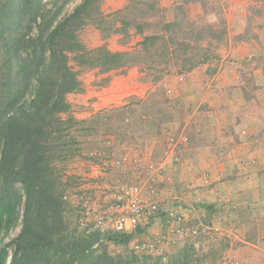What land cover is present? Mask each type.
I'll return each mask as SVG.
<instances>
[{
    "label": "rangeland",
    "instance_id": "374dc122",
    "mask_svg": "<svg viewBox=\"0 0 264 264\" xmlns=\"http://www.w3.org/2000/svg\"><path fill=\"white\" fill-rule=\"evenodd\" d=\"M80 1L71 0L64 11H71ZM97 6L98 12H92L86 24L78 29V39L87 49L103 45L111 51L134 52L135 62L124 70L102 72L97 67L78 66L70 58L69 63L78 70L82 89L66 94L70 108L60 114L62 119L72 116L77 122L63 133L69 145L63 146L59 157L51 163L57 191L65 193L80 186L83 176H98L94 182L98 186L105 184L107 175L110 179L113 175L130 179L134 166L128 160L121 169L112 168L106 174L104 156L109 151L116 155L117 149L123 148L132 162L136 153L143 159L149 157L159 162L165 157L164 151L171 149L168 144L173 139L171 142L176 144L166 157L160 182L168 193L182 195L184 202L187 193L194 194V189L198 188L195 186L201 187L213 180L202 163L189 166L187 159L188 163L179 165L181 161L174 160L175 156L181 160L188 155L189 148L198 140L194 133L195 120L188 118V113L200 112L201 118L195 123L209 125L212 121L206 114L210 107L200 98H219L222 107L232 115L240 110L236 98L253 97L264 102V0H97ZM169 22L176 25L166 29L164 24ZM137 24H141L142 31L137 30ZM155 34L163 38L143 48V37ZM203 54L208 56L204 63L186 70V58L197 60ZM7 66L5 58L1 57L0 98L9 89L20 88L22 83L14 77L15 64L11 63V69ZM226 98H231L233 103L226 105ZM257 105L253 103V108L248 110L260 112ZM262 107L264 112V104ZM185 136L187 139L183 140ZM105 143L113 144L114 149L108 150ZM258 154L264 160V149ZM246 158L253 163L246 174H254L255 170L264 172V168L254 164L256 156L248 154ZM182 172L183 175L189 173L179 177ZM103 174L106 176L100 179ZM181 179L185 180V185L179 192L175 181ZM190 203L188 208L195 207V210L194 214L189 213L186 224L198 226L200 233L187 237L183 244L162 248L163 260L191 246L193 257L198 258L197 264H229V243L236 247L239 238L264 243V239H256L253 229L243 233L238 224H232L227 213L226 221L221 220V216L209 208H198L199 200ZM64 204L63 236L80 234L72 230L74 216L69 205ZM20 220L21 216L2 244L18 234ZM258 222L264 223V219ZM162 225L160 222L157 228L162 230ZM68 238L60 244H66ZM13 248L12 244H7L5 264L9 263ZM91 248L93 254L105 252L115 261L127 260L133 255L146 256L135 254L128 244H114L106 238H98ZM69 254L60 257L54 254L53 262L67 264ZM191 262L194 264L195 260Z\"/></svg>",
    "mask_w": 264,
    "mask_h": 264
},
{
    "label": "trees",
    "instance_id": "16d2710c",
    "mask_svg": "<svg viewBox=\"0 0 264 264\" xmlns=\"http://www.w3.org/2000/svg\"><path fill=\"white\" fill-rule=\"evenodd\" d=\"M70 1L0 0V58H5L8 69L14 63V77L22 80L20 88L9 89L0 98V264L6 263L8 243L14 246L8 264H55L52 255L65 253H70L67 264H193L194 260L197 264L191 246L165 260L160 255H133L115 261L105 252L93 254L91 246L98 238L127 244L129 235L79 232L63 236L66 207L51 163L69 145L63 133L77 122L72 116L60 117L70 108L66 94L82 89L78 70L69 60L102 72L124 70L135 62L134 52L111 51L103 45L87 49L77 31L92 12H98L97 0H81L71 11H64ZM174 25L169 22L164 27ZM136 27L142 31L141 24ZM162 38L146 35L141 43L147 48L149 42ZM207 59V54L197 60L186 58L185 68L190 70ZM20 216V231L2 244ZM72 230L78 232L75 226ZM64 238L68 242L60 244Z\"/></svg>",
    "mask_w": 264,
    "mask_h": 264
},
{
    "label": "crops",
    "instance_id": "0c3cea01",
    "mask_svg": "<svg viewBox=\"0 0 264 264\" xmlns=\"http://www.w3.org/2000/svg\"><path fill=\"white\" fill-rule=\"evenodd\" d=\"M200 99H202L201 102L209 104L210 111L206 115L213 123L209 122V125L199 121L195 123L202 114L195 111L188 113V118L195 120L194 133L198 140L189 148L188 155L181 160L175 156L174 160L181 161L179 165L188 163V160L190 161L189 166L197 165L198 162L202 163L203 169L209 172L213 180L201 187L193 185L198 188L194 189L192 196L190 193L185 195L183 212L186 217L189 213L194 214L195 207L189 209L188 206H191L190 201L199 200L201 204L198 208H209L212 213L219 214L221 220L225 221L228 214L230 221H233L232 224H238L236 226L243 233L253 229L257 240L264 239V223L258 222L264 219V172L255 170L254 174H246L248 167L253 164L247 161L248 154L256 156L254 164L264 168V160L258 157V152L264 149L262 107L264 102L253 97L236 98L240 110L232 115L225 107H222L223 103L219 98ZM184 101L188 103L186 99ZM232 103L231 98H226V105ZM253 103L260 105H257L260 112L254 113L248 110V108H253ZM243 149L244 153H242ZM218 152H221L220 155L217 154ZM188 173L183 175L182 172L178 176L184 177ZM184 182L183 179L175 181V187H179V192L182 191L181 186L185 185ZM222 213L225 215L222 216ZM160 222L163 223V217L157 216L149 230H157ZM239 239L240 243L236 247L232 243L228 244V252L231 255L229 264H264V243ZM248 248L250 249L246 254Z\"/></svg>",
    "mask_w": 264,
    "mask_h": 264
},
{
    "label": "built area",
    "instance_id": "2783aa9c",
    "mask_svg": "<svg viewBox=\"0 0 264 264\" xmlns=\"http://www.w3.org/2000/svg\"><path fill=\"white\" fill-rule=\"evenodd\" d=\"M171 141L168 144L171 149L164 151L165 157L159 162L149 157L143 159L137 153L132 162L123 148H118L116 155L109 151L104 156L106 174L109 169H121L128 160L134 166L130 179L116 175L110 179L107 175L105 184L98 186L94 185L98 176H83L80 186L66 190L62 199L73 213L78 232L129 235L127 244L135 254L152 256H161L165 246L183 244L187 237L197 236L199 227L186 224L188 217L183 212L182 195L168 193L160 182L166 157L171 155L176 144ZM105 147L114 149L111 143H105ZM105 176L100 175V179ZM107 181L110 183L106 184ZM157 216L163 217L162 230L150 231Z\"/></svg>",
    "mask_w": 264,
    "mask_h": 264
}]
</instances>
